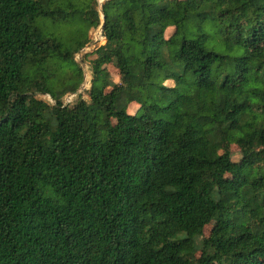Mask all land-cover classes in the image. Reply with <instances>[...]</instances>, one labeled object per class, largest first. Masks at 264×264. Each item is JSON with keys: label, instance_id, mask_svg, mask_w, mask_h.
<instances>
[{"label": "trees", "instance_id": "trees-1", "mask_svg": "<svg viewBox=\"0 0 264 264\" xmlns=\"http://www.w3.org/2000/svg\"><path fill=\"white\" fill-rule=\"evenodd\" d=\"M96 1L0 0V264H264V0Z\"/></svg>", "mask_w": 264, "mask_h": 264}, {"label": "rangeland", "instance_id": "rangeland-1", "mask_svg": "<svg viewBox=\"0 0 264 264\" xmlns=\"http://www.w3.org/2000/svg\"><path fill=\"white\" fill-rule=\"evenodd\" d=\"M103 1L104 0H97L96 1V3H95V6H96V9L99 11V13H100V17H101V19L103 18V13H102V4H103ZM101 25L102 24H100L97 28H95V29H92V27L91 28H89L88 29V37H89V41L88 42H91V44H90V49H87V50H84V51H82V49L79 51V52H77L76 53V55H75V59H76V61H77V63L79 64V66L81 67V69H82V71H83V81H82V83H81V85L83 84V82L85 81V79H86V84L88 85V84H90V79L92 78V70H91V68H90V65H89V63H87V62H89V55H90V51H93L95 48H93V42H92V40L94 41V39H96V38H94L95 36H96V32L95 31H97L99 28L101 29ZM99 29V30H100ZM171 31H172V28L171 29H169L168 31H167V36H169L170 35V33H171ZM99 36V35H98ZM100 43V45H102L103 44V42H101L100 40L98 41V44ZM87 45V44H86ZM85 45V46H86ZM84 46V47H85ZM89 52V53H88ZM86 53H88L87 55H86ZM106 70L110 73V75H111V78L115 81V82H118V81H120V76H119V72H118V70L116 69V68H114L112 65H107L106 66ZM166 84H168V85H172L173 84V82L172 81H170V80H167L166 81ZM80 85V86H81ZM86 85V86H87ZM80 88V87H79ZM79 90V89H78ZM80 92H82V91H80ZM84 95V97L86 98V99H88V95L86 94V93H83ZM76 96V95H75ZM40 97L41 98H43V99H45V100H50V96L49 95H40ZM75 98V97H74ZM74 98L72 99V100H74ZM71 100V101H72ZM75 100H76V98H75ZM64 101H65V99H64ZM136 110V105H132L131 106V111H135ZM232 152H233V159L234 160H239L240 159V157H241V154H240V149H239V147L238 146H236V145H232ZM209 228L210 227H208V228H206V231H208L209 230Z\"/></svg>", "mask_w": 264, "mask_h": 264}, {"label": "built area", "instance_id": "built-area-1", "mask_svg": "<svg viewBox=\"0 0 264 264\" xmlns=\"http://www.w3.org/2000/svg\"><path fill=\"white\" fill-rule=\"evenodd\" d=\"M100 29V28H99ZM97 30V31H95L96 32V36L94 37V38H96V39H94V41L92 40V42L94 43L93 44V48H97L99 45H100V43L98 44V41L100 40L101 42H105V40H104V36H103V34H102V30L100 29V30ZM98 35H100L99 36V38H98ZM90 44H91V42H88L87 43V45L85 46V47H83L82 48V51H84V50H87V49H90ZM88 88H90V84L89 85H87V87L86 88H83V86H80V88H79V90L78 91H84L85 89H88ZM74 96L75 95H68L66 98H65V102H70L73 98H74Z\"/></svg>", "mask_w": 264, "mask_h": 264}, {"label": "water", "instance_id": "water-1", "mask_svg": "<svg viewBox=\"0 0 264 264\" xmlns=\"http://www.w3.org/2000/svg\"><path fill=\"white\" fill-rule=\"evenodd\" d=\"M104 1H105V0H104ZM104 1H103V2H104ZM102 29H103V24L101 25V30H102Z\"/></svg>", "mask_w": 264, "mask_h": 264}, {"label": "bare ground", "instance_id": "bare-ground-1", "mask_svg": "<svg viewBox=\"0 0 264 264\" xmlns=\"http://www.w3.org/2000/svg\"><path fill=\"white\" fill-rule=\"evenodd\" d=\"M100 36V35H99ZM99 36H98V38H99Z\"/></svg>", "mask_w": 264, "mask_h": 264}]
</instances>
